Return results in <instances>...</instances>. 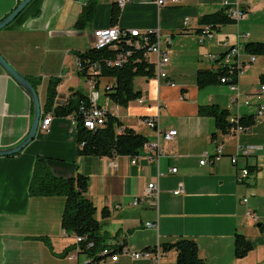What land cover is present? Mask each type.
Returning a JSON list of instances; mask_svg holds the SVG:
<instances>
[{
  "label": "crops",
  "instance_id": "0c3cea01",
  "mask_svg": "<svg viewBox=\"0 0 264 264\" xmlns=\"http://www.w3.org/2000/svg\"><path fill=\"white\" fill-rule=\"evenodd\" d=\"M23 1L0 0V22ZM224 1L183 0L158 8L152 0H131L120 11L117 25L121 29L159 28L164 36L172 37L166 70L176 85L156 77H140L137 83L134 79L141 98L128 107L111 101L109 112L149 141L157 139V131L145 123L146 118H158L160 130L176 129L178 135L170 142L161 138L158 148L147 146L135 157L85 156L79 154L76 118L54 115L49 132L38 131L19 154L0 156V264H70L64 256L75 235L62 227L65 197L30 193L38 156L46 157L59 176L81 173L89 177L87 196L97 209V220L104 223L103 231L109 233L106 243L120 241L121 247L144 250L187 238L196 241L203 264H264V115L248 132L232 134L219 129L213 117L199 114L200 106L217 104L230 112L229 119H240L255 115L264 105V95L258 94L264 55L255 56V62L246 67L236 93L222 83L204 88L197 84L198 71L219 68L209 56L228 52L238 33H248L247 42L264 41V0H229L233 8L247 13L246 19L218 27L211 40L201 43V18L223 10ZM87 2L34 0L0 30V54L27 79L39 82L42 110L51 79L60 81L58 104L77 90L87 93L85 78L76 70L77 55L94 48V32L113 25L117 8L114 0H96L94 20L80 30L75 23ZM187 17L188 27L184 25ZM113 82L102 78L99 89L104 93ZM237 94L239 109L233 105ZM248 95H252L251 105L244 104ZM33 111L29 94L0 65V149L17 146L27 137ZM219 144L223 155L216 159ZM246 145L260 149L243 155L240 148ZM204 156L208 158L201 164ZM235 156L238 159L233 163ZM244 167L250 176L240 182ZM173 168L178 171L172 173ZM152 182L160 188L157 205L145 201L132 206ZM181 185L183 193L175 194ZM247 208L256 213L258 222L246 215ZM105 210L107 217H103ZM148 222H157L159 227L147 228ZM238 233L253 246L244 258L235 255ZM166 254H173L176 261L175 249ZM163 264L176 262L164 258Z\"/></svg>",
  "mask_w": 264,
  "mask_h": 264
},
{
  "label": "trees",
  "instance_id": "16d2710c",
  "mask_svg": "<svg viewBox=\"0 0 264 264\" xmlns=\"http://www.w3.org/2000/svg\"><path fill=\"white\" fill-rule=\"evenodd\" d=\"M96 0H88L79 15L75 27L85 29L95 18ZM120 16L119 8H115L113 13V25H117ZM200 23L203 32L204 26H209L212 32L218 27L236 23L225 10L204 15ZM119 43V44H118ZM148 46L136 47L130 45L126 40L117 42L115 47L92 48L87 52L80 53L77 57L81 60L82 70L78 74L82 77L89 75V69L93 64H98L100 72L96 75L97 87L101 84L102 78L114 79L111 85H108L104 94L115 104L128 107L131 101L139 99L142 93L134 88V79L137 77L154 78V67L145 59V53ZM245 52L248 55H264V41H249L245 43ZM122 53L127 56V60L121 65L111 66L110 63L116 61L118 55ZM224 54L219 60L223 59ZM238 69L235 66H225L217 70L202 69L197 73V84L200 88L210 85L221 84V78L227 77L228 85L238 83ZM35 89H38L39 82L29 79ZM261 82L264 83V74L261 75ZM60 81L51 79L48 86L47 101L43 106V114L54 110L57 116H73L77 121V142L79 154L85 156L97 157H115L118 155H129L135 157L141 153L149 142V138L136 132L133 128L126 126L115 115L109 113L107 122L102 128L89 130L84 126L82 106H88V94L77 90L70 97L54 107V101L57 95V86ZM223 84V83H222ZM225 84V85H227ZM201 116L213 117L216 125L225 133H230L229 121L230 112L221 108L217 104L202 105L199 108ZM239 123L245 127H251L255 124V115L243 116ZM118 128H123L121 133ZM89 189V177L77 173L75 176L63 177L53 172L49 160L46 157L38 156L33 170V176L30 183V193L34 196H64L66 203L62 215V227L70 235L85 238L83 244L94 242V246L86 252L96 254L101 250L108 248L111 253L120 251V247H110L106 240L109 239V233L103 231L104 223L96 218L97 209L93 202L87 196ZM106 210L103 217H107ZM164 250L169 252L173 249L177 251L176 264H203L198 254L196 241L187 238H180L174 243L162 244ZM252 244L246 239V236L238 233L235 239V255L237 258H244L252 251ZM68 248L66 251H69Z\"/></svg>",
  "mask_w": 264,
  "mask_h": 264
},
{
  "label": "built area",
  "instance_id": "2783aa9c",
  "mask_svg": "<svg viewBox=\"0 0 264 264\" xmlns=\"http://www.w3.org/2000/svg\"><path fill=\"white\" fill-rule=\"evenodd\" d=\"M117 8L121 11L125 8V6L131 2V0H114ZM183 0H152L153 3L157 5L158 8H163L166 6H175L182 3ZM223 10L227 12V14L233 18L236 23L246 19L247 13L238 8H233L229 0H225L223 2ZM190 24V18L187 17L184 20V25L188 27ZM200 38V42L204 43L213 38L214 32L211 31L209 26L203 27V32L198 34ZM248 33H238L237 34V42L230 48V50L224 54L223 59L219 60V56L210 55V60L218 63L219 68L221 67H231L235 66L238 69L237 78L239 79L246 67L250 63L255 62L254 55H248L245 52V43L249 40ZM121 40H126L128 44L136 47L148 46V50L145 53V59L148 63L152 64L154 67V77L159 80H164L170 86H175L176 84L172 79L169 78L166 66L170 62V51L168 49L169 45L172 43V37L170 35H163L161 30L155 29L151 31H140V30H125L121 29L118 25H111L107 28L99 29L94 32V47L100 49L105 47H115L117 42ZM119 44V43H118ZM153 56V58H152ZM248 57V60L245 61L244 58ZM127 60V56L120 53L116 59L110 63L111 66L121 65L123 62ZM76 70L79 72L82 70L81 60L77 57L76 59ZM100 72V67L98 64H93L89 69V75L85 78L86 88L88 94L89 105L81 107V113L83 115V123L86 128L89 130H96L98 128H102L108 118L110 102L111 100L97 87V77L96 75ZM227 77L221 78V83L227 84ZM239 83V80H238ZM237 84H227L230 89L236 93L238 90ZM106 89V88H105ZM259 95H264V83L261 84L260 89L258 91ZM251 96L248 95L244 101L245 105H251ZM141 98V97H140ZM57 100L54 101V106H57ZM233 105L239 109V94H237L233 98ZM54 112L49 111L43 114L39 124L38 131L47 133L50 131V124L54 116ZM264 115V105H260L255 113V123H258L262 120ZM75 118V115H73ZM229 121L233 124L230 126V133L239 134L248 132L250 127H245L239 123V117H231ZM145 123L152 129H156L157 131V139L154 141H149L145 147H159L160 139L163 138L165 141H173L177 135L178 131L176 129H171L168 131H162L158 126V118H146ZM123 131V128H121ZM81 145V144H80ZM79 145V146H80ZM83 145V144H82ZM81 145V146H82ZM260 146L256 145H246L240 148V153L243 155H251L254 154ZM223 155V145L219 144L217 146V152L215 155L216 159L221 158ZM207 156L201 160V164H204L207 160ZM237 156L232 158V162H237ZM178 171L177 168H173L171 170L172 173H176ZM250 176V171L248 168H241L239 172L238 179L240 182H244ZM183 186L181 185L177 190H175V194L183 193ZM160 194V188L158 182H152L146 186L143 193L135 198L132 202V206H138L145 201H152L154 206L158 203V198ZM243 203L247 205L248 199L244 198ZM120 208V207H118ZM246 215L248 217L253 218L256 222L259 221L256 213L247 208ZM147 228H158L157 222H148L146 224ZM85 238L75 236L74 242L69 247L70 250L66 251L65 258L70 262V264H163L164 256H167L166 250L162 248L159 244H157L153 248H148L144 250H130L125 246L121 248L120 251L111 253L109 247L101 250L96 254H88L86 251L94 246V242H88L85 245L83 242ZM122 243V242H121ZM120 241L109 242L108 245L110 247H121ZM82 255L86 258L83 260ZM129 260V262L126 261ZM125 260V261H124Z\"/></svg>",
  "mask_w": 264,
  "mask_h": 264
},
{
  "label": "water",
  "instance_id": "95a60500",
  "mask_svg": "<svg viewBox=\"0 0 264 264\" xmlns=\"http://www.w3.org/2000/svg\"><path fill=\"white\" fill-rule=\"evenodd\" d=\"M33 1L34 0H24L23 2H21L8 17H6L4 20L0 22V30L12 24L19 17V15L25 10V8ZM0 65L29 94L33 103L34 115H33L31 128L27 137L17 146L7 149H0V156H13L21 153L23 150H25V148L28 145H30L31 142L35 140L38 134V128L41 121L43 110H42L39 93L31 83V81L27 79L24 75H22L20 72H18L2 54H0Z\"/></svg>",
  "mask_w": 264,
  "mask_h": 264
},
{
  "label": "rangeland",
  "instance_id": "374dc122",
  "mask_svg": "<svg viewBox=\"0 0 264 264\" xmlns=\"http://www.w3.org/2000/svg\"><path fill=\"white\" fill-rule=\"evenodd\" d=\"M152 58H153V56H152ZM259 60H261V59H259ZM261 62L264 63V59L261 60ZM139 80H140V77L135 78L136 83H137ZM113 106H114V104L111 103V108H113ZM105 229H106V228H104V230H105ZM85 258H86V257H85L84 255H82V259L84 260ZM164 258L167 259V260L172 259L174 262H176V261H175V257H174L173 254H167V256H164ZM164 258H163V260H164ZM66 264H68V263H66Z\"/></svg>",
  "mask_w": 264,
  "mask_h": 264
}]
</instances>
